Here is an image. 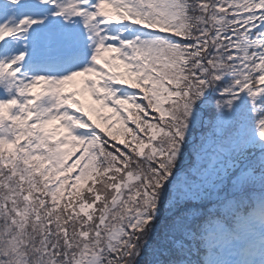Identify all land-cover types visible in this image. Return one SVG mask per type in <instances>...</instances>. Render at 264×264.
Wrapping results in <instances>:
<instances>
[{
	"label": "snow or ice",
	"instance_id": "obj_1",
	"mask_svg": "<svg viewBox=\"0 0 264 264\" xmlns=\"http://www.w3.org/2000/svg\"><path fill=\"white\" fill-rule=\"evenodd\" d=\"M0 264H264V0H0Z\"/></svg>",
	"mask_w": 264,
	"mask_h": 264
}]
</instances>
